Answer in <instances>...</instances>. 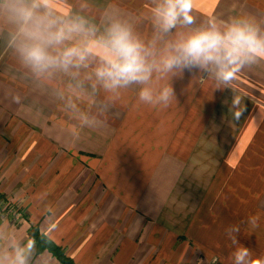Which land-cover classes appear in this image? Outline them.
<instances>
[{
	"label": "crops",
	"instance_id": "crops-1",
	"mask_svg": "<svg viewBox=\"0 0 264 264\" xmlns=\"http://www.w3.org/2000/svg\"><path fill=\"white\" fill-rule=\"evenodd\" d=\"M7 2L0 0V193L30 216L17 227L12 215L4 220L0 208V255H12L17 243L30 238L32 225L75 264H212L215 259L232 264L237 245L226 230L237 225L238 244L264 258V60L220 90L204 71L153 72L154 93L171 87L174 96L167 107L149 104L139 98L144 85L109 90L97 80L95 70L106 55L102 48L94 49L87 66L36 75L19 55L22 33ZM156 3L47 0L36 11L64 20L83 17L95 27V39L119 22L158 58L166 42L187 29L159 34ZM191 14V28L206 25L209 18L225 23L244 18L264 30V0H194ZM83 39L74 35L59 47ZM236 96L244 109L239 120L229 111ZM187 98L185 106L181 100ZM147 115H154L153 123L162 120L161 128L153 126L154 134L165 129L200 133L197 138L188 134L187 154L179 159L156 154L148 138L135 136L148 130ZM202 121L207 122L203 129L194 126ZM38 145L61 154L54 159L38 155ZM185 182L188 215L180 226L170 217L177 216L173 210H179ZM250 217L257 218L251 235ZM30 264L60 262L46 250L38 255L34 245Z\"/></svg>",
	"mask_w": 264,
	"mask_h": 264
},
{
	"label": "clouds",
	"instance_id": "clouds-1",
	"mask_svg": "<svg viewBox=\"0 0 264 264\" xmlns=\"http://www.w3.org/2000/svg\"><path fill=\"white\" fill-rule=\"evenodd\" d=\"M47 0H8L10 18L20 26L22 37L18 52L23 63L36 75L54 69L68 70L70 67L87 66L95 48L104 49L106 55L96 68L97 80L104 88L115 90L131 83L144 85L139 98L142 102L162 103L167 107L174 96L171 87H164L155 94L150 86L153 72L191 73L194 70L207 72L216 82L217 90L229 87L239 73L264 60V30L249 19H234L230 23L209 18L206 25L191 28L195 18L191 14L194 0H157L154 22L159 34H170L182 27L174 39L166 42L158 58L139 41L131 29L113 22L106 35L95 39L96 29L83 17L64 20L53 17L50 12L41 15L36 11ZM80 35L84 39L71 47L59 46ZM56 49L53 55L49 49ZM240 98L236 96L229 111L233 119L239 120L244 109H240ZM248 223L257 226V218L250 217ZM239 226L233 225L226 232L234 245L232 264H264V258L254 257L251 250L240 246L234 233ZM34 241L26 238L15 245L12 255H0V264H30Z\"/></svg>",
	"mask_w": 264,
	"mask_h": 264
},
{
	"label": "rangeland",
	"instance_id": "rangeland-1",
	"mask_svg": "<svg viewBox=\"0 0 264 264\" xmlns=\"http://www.w3.org/2000/svg\"><path fill=\"white\" fill-rule=\"evenodd\" d=\"M206 76H207V73H206ZM181 85H183V84H181ZM185 85V84H184ZM215 85H216V83H215ZM215 85H213V88H212V90H213V94L215 93V91H216V87H215ZM241 85V84H240ZM189 98H187V99H183V100H181V102L182 103H184V105L186 106L187 105V100H188ZM202 100V99H201ZM171 103H174V102H171ZM121 104V103H120ZM88 106V105H87ZM120 106H122V104L120 105ZM63 107H64V105H63ZM62 107V108H63ZM147 116H149L148 118H146V120H145V124H146V126H148V130L147 131H144V132H136L135 133V136L136 137H138L139 136V134H142V135H144L146 138H148V141H149V143L151 144V146L152 147H154V148H152L151 150H153V151H155L156 152V154H160L161 155V153H163V151L165 152V153H169V154H172L171 156H173V157H175L176 159H179L180 157H181V155H186L187 154V151L185 150V149H187V142H188V134H189V136L191 137V135H193L195 138H197V136L199 135V133H200V131H193V132H178V131H174V130H168V129H165V130H162V131H160V130H158V131H155V134L153 133V130H152V128H153V126H155V127H157V128H161V123L160 122H162V120L160 119V122L158 121V119H157V121L156 122H151V117H153L154 115H147ZM183 117H186V116H183ZM182 118V117H181ZM191 119L193 120L194 119V117L193 116H191ZM204 122V123H203ZM207 123V122H206ZM206 123H205V121H202L201 122V124L200 125H198V124H195L194 126H196V127H204L205 125H206ZM204 124V125H203ZM166 127H170V126H166ZM165 127V128H166ZM203 127H202V129H203ZM167 130V131H166ZM38 133H41V132H37L36 134H35V138H36V140L39 138V136H41V135H39ZM133 133H134V131H133ZM179 133L181 134V135H184V137H186L185 139H180L179 137H178V135H179ZM163 134V136H162V139H161V135ZM178 134V135H177ZM153 136H155L156 137V141H151V140H155V139H153L152 137ZM173 136H176V137H174V138H172ZM29 137V136H28ZM28 137H26V138H24V140L23 141H21V143H20V145H19V151L21 150V152H24V150H25V148L27 147H23L24 146V141H26L27 139H28ZM193 137V139H195ZM31 140H33L34 141V137H29ZM159 139H161V141L162 142H160L159 141ZM36 142V141H35ZM157 143H161L162 145L159 147V149L158 150H155V145L157 144ZM167 146V147H166ZM36 149L38 150V152H37V154L38 155H41V156H45L46 158H55V157H57L58 155H60L61 153H57L56 151H54L53 149L50 151V152H48L47 151V149L45 150V147H43L42 145H38L37 146V148L35 147V153H36ZM45 150V151H44ZM30 152H31V150H30ZM70 152V151H69ZM36 154V155H37ZM47 160V159H46ZM48 160H50V159H48ZM54 163H52V165H53ZM215 176H217V175H215ZM184 176H182L181 177V179L183 178ZM183 179H185V178H183ZM164 181H166V182H170L171 183V185H170V187L172 186V180H171V178H167V179H165ZM176 183V181L174 180V184ZM168 186V184L166 185V187ZM169 187V188H170ZM198 188H200V189H202L203 190V187H200V186H197ZM168 188V189H169ZM181 188V190H183L184 191V193H181V196H180V204L178 205L179 206V210L178 209H174L173 211H174V214H176L177 216L176 217H174V218H171L170 217V220H172V221H174L173 222V224H179L180 226L181 225H183V224H185L184 222H186L187 221V217H186V215H188V213H187V203H188V190H187V188H188V186H187V182H185L184 184H183V186H181L180 187ZM179 188V189H180ZM8 200V197H7V195L6 196H3V198H0V208L1 209H4V213H3V215L5 216V218H4V220H7V214L8 215H12L13 216V218H12V221H14V223H16L15 224V226H17V227H19V226H21L22 224V222L24 221V220H26L30 215L28 214V212H25L21 207H19V205H16L15 203V206L14 205H12V204H10L9 205V201H7ZM5 209H7L6 210V212H5ZM25 213V214H24ZM25 217V218H24ZM179 220V223L177 222ZM176 221V222H175ZM245 226V225H244ZM248 226L249 227H247V229L249 230V232H250V235H251V232H252V226L250 225V224H248ZM36 235H39L41 238H42V247L43 246H48V244H49V242H51V243H53L52 241H51V239L48 237V235L46 236L45 234H42L41 235V233H40V230H39V226L37 227V226H32L31 225V228H30V230H29V237L34 241V245L36 246V249H37V254L38 255H40V254H43V252H44V250H46V251H48L50 254H52L53 256H55L48 248H45V249H43V250H39L40 248H39V244L41 243V242H39V240L37 239V236ZM40 238V239H41ZM186 238H187V236L186 235H182L181 237H180V239H183V240H186ZM49 241V242H48ZM39 243V244H38ZM56 246V245H55ZM57 247H59V246H57ZM63 249V248H62ZM64 251H65V254H66V256H67V253H66V250L65 249H63ZM56 257V256H55ZM57 258V257H56ZM57 260L59 261V259L57 258ZM72 260V259H71ZM60 262V261H59ZM60 264H61V262H60ZM212 264H220L219 263V260L218 259H215V260H213L212 261Z\"/></svg>",
	"mask_w": 264,
	"mask_h": 264
},
{
	"label": "trees",
	"instance_id": "trees-1",
	"mask_svg": "<svg viewBox=\"0 0 264 264\" xmlns=\"http://www.w3.org/2000/svg\"><path fill=\"white\" fill-rule=\"evenodd\" d=\"M3 196L4 195H2L0 193V198H3ZM36 236H37V239L39 240V242H41L40 244L38 243L40 251L45 249V248H48L59 259L61 264H75L73 260H71L69 257L66 256L65 251L62 248L55 246L54 243H51V242L48 241L49 242L48 246L47 247L46 246L42 247V245H43L42 244V238L39 235H36Z\"/></svg>",
	"mask_w": 264,
	"mask_h": 264
}]
</instances>
